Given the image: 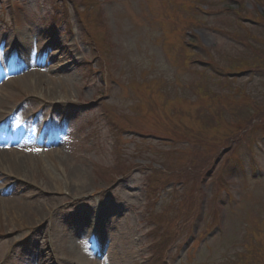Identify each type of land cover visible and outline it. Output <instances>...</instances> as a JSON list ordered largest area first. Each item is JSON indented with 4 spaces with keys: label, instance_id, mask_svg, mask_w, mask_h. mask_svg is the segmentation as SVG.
Masks as SVG:
<instances>
[{
    "label": "rangeland",
    "instance_id": "obj_1",
    "mask_svg": "<svg viewBox=\"0 0 264 264\" xmlns=\"http://www.w3.org/2000/svg\"><path fill=\"white\" fill-rule=\"evenodd\" d=\"M0 150V264H264V0H0Z\"/></svg>",
    "mask_w": 264,
    "mask_h": 264
},
{
    "label": "bare ground",
    "instance_id": "obj_2",
    "mask_svg": "<svg viewBox=\"0 0 264 264\" xmlns=\"http://www.w3.org/2000/svg\"><path fill=\"white\" fill-rule=\"evenodd\" d=\"M45 65H47L48 67L46 70L31 69L30 72L26 74V77L34 79L36 83H38L40 86L47 87L46 92L49 94V96H52V95H55L57 92L62 91L63 89L62 87H64L66 82H63L62 78L60 77L52 78L53 76L50 75V73H52L53 71H56L61 66L56 59H51V61L46 62ZM42 153H44L45 156H48L46 154H49L47 152H42ZM15 155L16 153L14 152L10 153V151L0 150V175H3V173L9 172V175L21 177L23 171L26 170L24 168L25 161L22 159L14 158ZM16 179L18 180V178ZM73 187L74 188L72 190L76 193H81L84 189L83 185L81 184L76 185V186L74 185ZM73 243H76L75 239L73 240ZM72 252L74 251L68 252V255L71 256L73 254ZM67 260L69 262H73L72 259L70 258H67Z\"/></svg>",
    "mask_w": 264,
    "mask_h": 264
},
{
    "label": "trees",
    "instance_id": "obj_3",
    "mask_svg": "<svg viewBox=\"0 0 264 264\" xmlns=\"http://www.w3.org/2000/svg\"><path fill=\"white\" fill-rule=\"evenodd\" d=\"M55 5V4H54ZM54 9H55V6H54ZM56 16V15H55ZM64 20V18H60V20ZM240 22L241 23H247V24H249V25H251V26H255V25H258L259 23H257V22H253V21H249V20H247L246 18H242V19H240ZM93 44H95V43H93ZM219 71H221V70H219ZM219 71H215V76H216V78H225L226 79V81L227 80H233V79H235V77H229V75L230 74H232V73H222V71L221 72H219ZM245 72H248V71H245ZM244 72V73H245ZM238 116V115H237ZM256 115L255 114H253L251 117H248L246 120H245V122H246V124H251L252 122H254L255 120H258L259 119V117H257L258 119H255L254 117H255ZM162 141V140H161ZM217 163V159H216V161H215V163H214V165ZM189 166H191V167H193L194 166V164L192 165V164H190ZM243 163L240 161H238V162H236L233 166H231L230 168H227V172L229 171H231L233 174H236L235 176L238 178V177H242L243 176V171H242V168H243ZM162 167V166H161ZM189 168V167H188ZM185 169H187V168H185ZM173 172H175V171H168V173H173ZM211 171H209L206 175H208L209 173H210ZM124 176H126V175H124ZM252 176V178H264V174H259V175H255V174H251V175H249V178ZM243 179V178H242ZM257 179V180H258ZM255 179H253L252 181H254ZM264 180V179H263ZM229 212V215L231 214L230 213V211H228ZM229 219V218H228ZM229 221V220H228ZM157 224H159L158 222H157ZM215 225L213 224V225H211L210 227H205V230H203V231H205L206 233H208V235L210 234V232L212 231V228L214 227ZM217 227V226H216ZM219 229V228H218ZM208 230V231H207ZM258 264V262H257V260H254V258H253V260H251V259H247L245 256H244V254L243 255H239V260L238 261H228V263H226V264Z\"/></svg>",
    "mask_w": 264,
    "mask_h": 264
},
{
    "label": "water",
    "instance_id": "obj_4",
    "mask_svg": "<svg viewBox=\"0 0 264 264\" xmlns=\"http://www.w3.org/2000/svg\"><path fill=\"white\" fill-rule=\"evenodd\" d=\"M242 74H239L237 77L241 76Z\"/></svg>",
    "mask_w": 264,
    "mask_h": 264
}]
</instances>
